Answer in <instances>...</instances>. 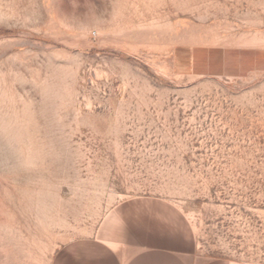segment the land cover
Returning <instances> with one entry per match:
<instances>
[{"label": "rangeland", "instance_id": "rangeland-1", "mask_svg": "<svg viewBox=\"0 0 264 264\" xmlns=\"http://www.w3.org/2000/svg\"><path fill=\"white\" fill-rule=\"evenodd\" d=\"M140 196L264 264V0H0V264Z\"/></svg>", "mask_w": 264, "mask_h": 264}, {"label": "crops", "instance_id": "crops-1", "mask_svg": "<svg viewBox=\"0 0 264 264\" xmlns=\"http://www.w3.org/2000/svg\"><path fill=\"white\" fill-rule=\"evenodd\" d=\"M52 264H248L200 249L196 228L176 204L151 196L123 200L92 236L62 247Z\"/></svg>", "mask_w": 264, "mask_h": 264}]
</instances>
